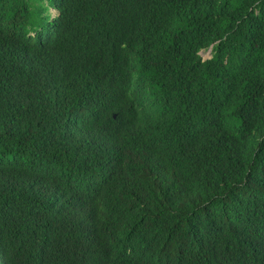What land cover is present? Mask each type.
I'll return each mask as SVG.
<instances>
[{"label":"trees","instance_id":"obj_1","mask_svg":"<svg viewBox=\"0 0 264 264\" xmlns=\"http://www.w3.org/2000/svg\"><path fill=\"white\" fill-rule=\"evenodd\" d=\"M0 264H264V0H0Z\"/></svg>","mask_w":264,"mask_h":264},{"label":"rangeland","instance_id":"obj_2","mask_svg":"<svg viewBox=\"0 0 264 264\" xmlns=\"http://www.w3.org/2000/svg\"><path fill=\"white\" fill-rule=\"evenodd\" d=\"M50 12H51L52 15L55 14V10L54 9H50ZM199 53H200V55L202 56L203 59L209 58L211 56L210 49L201 50Z\"/></svg>","mask_w":264,"mask_h":264},{"label":"water","instance_id":"obj_3","mask_svg":"<svg viewBox=\"0 0 264 264\" xmlns=\"http://www.w3.org/2000/svg\"><path fill=\"white\" fill-rule=\"evenodd\" d=\"M210 49V48H209Z\"/></svg>","mask_w":264,"mask_h":264}]
</instances>
